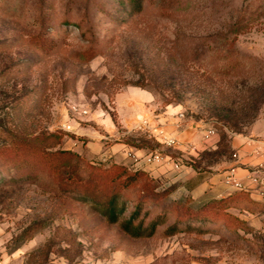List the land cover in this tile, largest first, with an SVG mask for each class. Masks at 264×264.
<instances>
[{"label": "rangeland", "instance_id": "1", "mask_svg": "<svg viewBox=\"0 0 264 264\" xmlns=\"http://www.w3.org/2000/svg\"><path fill=\"white\" fill-rule=\"evenodd\" d=\"M239 19L232 57L222 56ZM231 60L239 63L227 72ZM74 105L88 113L73 112ZM166 107L184 113L176 114L178 126L200 124L198 140L215 128L204 139L217 138L216 147L179 159L174 148L146 137L147 111ZM75 124L196 170L218 168L234 157L233 137L264 131V0H144L136 13L126 0H0V172L9 170L8 140L17 131L55 132L56 148L97 166L117 163L79 153L69 143ZM175 170L149 173L162 194L148 220L166 211L168 221L143 238L59 192L47 175L13 183L0 173V264H264V203L233 209L246 229L182 222L165 234L186 207L220 198L194 197L189 185L172 180Z\"/></svg>", "mask_w": 264, "mask_h": 264}, {"label": "trees", "instance_id": "2", "mask_svg": "<svg viewBox=\"0 0 264 264\" xmlns=\"http://www.w3.org/2000/svg\"><path fill=\"white\" fill-rule=\"evenodd\" d=\"M130 13L139 12L144 8V0H126ZM44 21V16L41 22ZM242 30L240 19L228 28V38L225 49L218 51L222 56L232 57L234 41ZM239 62L225 63L223 68L229 71ZM254 112L253 118L257 117ZM8 144L14 150V157L5 173V181L40 179L47 175L52 185L67 197L90 204L98 210L111 224H118L120 228L132 237L143 238L155 235L162 224H166V211H160L150 220L152 205H156V198L162 194L152 184L149 172L134 169L126 165L113 163L108 167L97 166L85 162L80 154L63 148H56L58 134L41 131L37 134L17 131L11 134ZM6 147V145H5ZM49 181V179H48ZM2 182V179L0 180ZM241 201H247L244 204ZM263 205L252 200L248 191L237 189L226 196L209 201L198 209L185 208L176 218L164 228L166 235H173L178 231L182 222L200 224H215L236 231L246 229L247 222L233 212L234 208L253 207ZM154 207V206H153ZM184 207V205H179ZM252 207V208H251ZM192 228V226L189 225ZM204 227V226H203ZM193 229V228H192ZM194 229L202 230L197 226Z\"/></svg>", "mask_w": 264, "mask_h": 264}, {"label": "crops", "instance_id": "3", "mask_svg": "<svg viewBox=\"0 0 264 264\" xmlns=\"http://www.w3.org/2000/svg\"><path fill=\"white\" fill-rule=\"evenodd\" d=\"M140 93V92H139ZM145 99H151L152 93L145 90L141 92ZM180 112L179 108L166 107L157 112L147 111V116L143 119L147 121L143 123L142 127L145 131V136L151 139L157 140L163 146L165 144L162 137L156 136L159 131H162L165 136H172L178 140L176 145L170 146L174 148L176 153L181 157H188L196 155L199 149H211L215 148L217 138H213L212 142L205 144L208 139H197L199 123L193 121L182 126H178L179 117L176 116ZM128 121V120H126ZM133 118L128 121L132 122ZM127 123V126L129 125ZM74 134L76 139H71L69 143L75 144V148L79 153L84 154L87 157L96 156L99 159L111 160L117 163H122L133 169H143L149 172L151 175H165L168 168L176 169L171 163H152V164H134L128 151L133 150L139 155H144L152 149L148 146H134L123 139L115 138L114 140L107 141L103 138L102 134L93 132L87 128H83L78 125H74ZM129 131V130H128ZM126 130V132H128ZM260 135V136H258ZM79 136L84 137L85 140H80ZM258 136L259 138H257ZM210 140V139H209ZM73 141V142H72ZM231 145L234 149L233 158L222 161L218 168L212 170H196L193 166L183 165L181 162L180 167L175 170L177 175L172 180H178L183 184L189 185L192 195L194 197H223L229 193L237 190L238 187L234 186L229 181V175L233 173L238 180L248 188L253 187V183L249 178L250 172L256 168V166L262 161L264 156V131L256 129L251 135H240L233 137ZM198 149V151H197ZM179 182V183H180ZM251 197L264 203V198L256 197L250 193Z\"/></svg>", "mask_w": 264, "mask_h": 264}, {"label": "built area", "instance_id": "4", "mask_svg": "<svg viewBox=\"0 0 264 264\" xmlns=\"http://www.w3.org/2000/svg\"><path fill=\"white\" fill-rule=\"evenodd\" d=\"M72 111L75 113L86 114L88 110L86 108L78 107L76 105L72 106ZM180 117H184L183 112H179ZM143 123L147 124L146 120H142ZM65 127L69 130L72 129L71 124H66ZM216 134V129L210 127L204 134V138H209L212 135ZM156 136L162 137L165 144L169 146L176 145L178 140L172 136H165L162 131H159ZM236 156V154H234ZM128 156H130L133 160L134 164H152V163H171L174 168L178 169L180 167V163L178 161L173 160L171 157L163 155L159 150H152L144 155H139L133 150L128 151ZM249 178L253 183L252 188H248L242 184L240 180L236 178V176L231 173L229 175V181L234 184V186L238 187V189H243L251 193L252 195L260 198H264V156L262 161L254 168L250 174Z\"/></svg>", "mask_w": 264, "mask_h": 264}]
</instances>
